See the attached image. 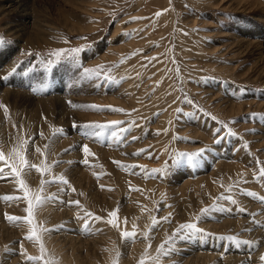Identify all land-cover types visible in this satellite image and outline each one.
<instances>
[{
	"label": "rangeland",
	"instance_id": "obj_1",
	"mask_svg": "<svg viewBox=\"0 0 264 264\" xmlns=\"http://www.w3.org/2000/svg\"><path fill=\"white\" fill-rule=\"evenodd\" d=\"M27 1L0 0V55L11 53L0 62V151L7 159L26 140L28 162L51 171L22 166L29 193L0 178V197L44 200L30 241L33 225L6 218L27 219L28 200L0 199V264H264V0ZM72 48L84 49L78 63L53 55ZM113 122L100 136L73 127ZM60 177L68 184L50 182ZM117 210L118 227L86 216ZM184 223L206 235L177 237Z\"/></svg>",
	"mask_w": 264,
	"mask_h": 264
},
{
	"label": "snow or ice",
	"instance_id": "obj_2",
	"mask_svg": "<svg viewBox=\"0 0 264 264\" xmlns=\"http://www.w3.org/2000/svg\"><path fill=\"white\" fill-rule=\"evenodd\" d=\"M161 14L162 13H157L156 15L159 16ZM3 43H4L3 39L0 38V46H2ZM83 50L84 49H82V48H72V49H67V50H59V51L55 52L53 55H55L56 57H60V56H62V54L67 52V54L69 56H71V58L75 62L78 63L77 57H78L79 53H81ZM149 59H154V58L150 57ZM95 71L96 70L85 69L86 73L87 72H95ZM75 107H84V106L76 105ZM87 107L99 110V106H96V105H90ZM110 110L114 111V112H123L124 111L123 109H118V108H110ZM5 111H7L6 106H5ZM116 123H118V122H113L112 124H103V125L102 124L76 125L74 123L73 127L74 128H76V127L83 128L85 130L83 133L85 136H100V135H102V132L98 131V130H106L108 128L114 127ZM89 129H91L92 131H88ZM157 135H159V133H157ZM27 143H28V141L21 139L19 144L17 145V147H15L11 150L7 159L5 158L4 153L2 151H0V178H6L8 176L13 177V179H15L18 182V184L20 185V191H22L24 193H29V187L26 184V182L20 178L21 177L20 168L22 166H27L29 169L34 168V169H36L37 172H50L51 171V166L49 164H47L46 162H41V164H39V165L31 164L28 162V160L25 158V155L23 154L24 153V145H26ZM81 148H82L83 153L85 154V157H87L88 155L91 154L90 149L88 148L87 145H82ZM201 151H203V150H201ZM36 152H40V149L37 148ZM134 155H140V153L138 152V153H135ZM182 155L186 156L188 161L194 163L195 159L200 155V153H191V154H182ZM9 161H12V162L9 163ZM83 162L85 164H87L88 163L87 158H85V160ZM57 163H59V162H57ZM114 163H116L117 166H119V167H123V168L128 167L127 165L122 164L120 161H114ZM6 167L9 169V171H7V172L5 171ZM161 171L162 170H155L154 169V170H152L151 175L158 176ZM260 172H261V176L264 177V168H262L260 170ZM50 182L51 183H62L65 185L68 184V181L66 179H64V177H60L58 181L54 180V181H50ZM73 191H74V189H73ZM0 199L6 200V201L7 200H20V199L28 200L29 207H27L25 209V212L28 214L27 219L22 218V217L8 216L7 214H6V218L9 221H13L16 223L23 222V223H27L29 225H33L32 234L28 235L25 238L30 240V241H32V240L39 241L40 237L38 235V227L33 222V204L35 202V205L39 206L44 202V200L41 199L40 196H36V195L32 196L31 198H29L27 195L24 197L4 196V197H0ZM232 202L235 203L236 201L233 200ZM61 203H68L69 205L75 204L77 206H80L79 201H67V202L61 201ZM208 211H209V209H204L202 212V215L207 214ZM242 211H243V209H242ZM108 215H109V219L104 220L103 217L95 216L92 213H86V216L92 217L94 221H103L105 223L110 224L112 227H118L119 226L118 225V210L110 212ZM162 219L165 222H170L169 217H163ZM197 219H199V218H197ZM158 223L159 222L156 221L155 219L153 220V226L154 227ZM85 230L86 231L88 230L87 225L85 226ZM197 235L203 236V235H206V233L204 232L203 229L199 228L196 223L181 224V225H179V227L176 230V236L177 237L190 239V238H193ZM122 238H124L125 240H128V241L134 242L135 238H136V233L125 231L122 233ZM219 239L235 240L236 238L232 237V236H228V237H219ZM172 242H173V240L170 239L168 243L171 244ZM21 247H22V241H21ZM41 250L44 251V247H43L42 243H41ZM161 250L163 251V246H162ZM21 254H23V253H21ZM42 259H43L42 257H40V258L28 257V260L31 261L32 264H38V262ZM44 264H54V262L53 261H44ZM140 264H146V261L141 260ZM155 264H159V257L156 258Z\"/></svg>",
	"mask_w": 264,
	"mask_h": 264
},
{
	"label": "bare ground",
	"instance_id": "obj_3",
	"mask_svg": "<svg viewBox=\"0 0 264 264\" xmlns=\"http://www.w3.org/2000/svg\"><path fill=\"white\" fill-rule=\"evenodd\" d=\"M27 0H20L17 4H16V0H2V2L1 3H5L4 5H3V7H5V6H7L8 4L10 5L11 3V5L9 6V8H12V6L13 7H15V5H20L22 8L24 7H26V5H27ZM4 9V8H3ZM12 9H15V8H12ZM17 9V8H16ZM15 9V10H16ZM5 11H8L9 12V15L11 14V13H15L13 10H9V9H7L6 10V8H5ZM11 16V15H10ZM15 23H16V25H14V27H12V30L13 31H16L18 34L19 33H21V34H23V36L25 37V38H29V40H31L32 41V39H36L37 40V36H38V34H37V30L36 31H32V30H30L31 28L29 27V26H26L25 25V22L23 21V20H15L14 21ZM39 38V37H38ZM40 41V40H39ZM38 41V42H39ZM42 41V40H41ZM40 41V42H41ZM35 43H37V41L35 42ZM32 45H34L33 43H31ZM8 50V49H7ZM11 53H9V51H3L2 53H1V55L0 56H2L1 57V59H0V62H2V64H4L7 60H8V58L10 57L11 58V55H10ZM14 59V58H13ZM13 64V63H12ZM10 65V64H9ZM15 84V83H14ZM17 84V83H16ZM6 91V95H4L3 97H4V100L6 99L7 100V98H9L8 96L12 93L13 94V92L15 91H11V90H9V89H5ZM10 100H11V98H10ZM223 169H224V171H222V172H225L224 174L227 176V175H229V169H227V168H224L223 167ZM233 171V170H232ZM237 171V170H236ZM231 173V172H230ZM240 173V172H239ZM239 173L237 174V175H239ZM230 175H232V174H230ZM235 175V174H234ZM233 175V176H234ZM224 176V175H223ZM225 176V177H226ZM206 180V179H205ZM207 187H208V185H206Z\"/></svg>",
	"mask_w": 264,
	"mask_h": 264
}]
</instances>
